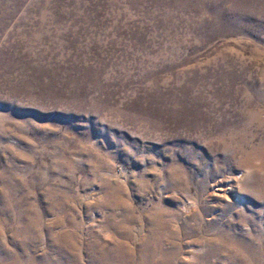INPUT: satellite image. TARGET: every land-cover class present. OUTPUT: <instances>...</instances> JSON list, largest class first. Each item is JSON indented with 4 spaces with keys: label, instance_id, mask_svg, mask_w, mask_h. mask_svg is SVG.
I'll list each match as a JSON object with an SVG mask.
<instances>
[{
    "label": "rangeland",
    "instance_id": "374dc122",
    "mask_svg": "<svg viewBox=\"0 0 264 264\" xmlns=\"http://www.w3.org/2000/svg\"><path fill=\"white\" fill-rule=\"evenodd\" d=\"M0 264H264V0H0Z\"/></svg>",
    "mask_w": 264,
    "mask_h": 264
}]
</instances>
